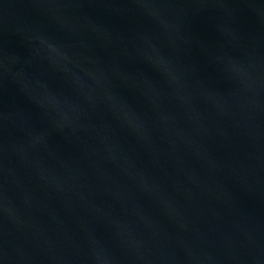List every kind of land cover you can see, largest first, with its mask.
<instances>
[{"label": "water", "instance_id": "1", "mask_svg": "<svg viewBox=\"0 0 264 264\" xmlns=\"http://www.w3.org/2000/svg\"><path fill=\"white\" fill-rule=\"evenodd\" d=\"M0 264H264V0H0Z\"/></svg>", "mask_w": 264, "mask_h": 264}]
</instances>
